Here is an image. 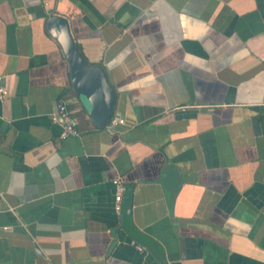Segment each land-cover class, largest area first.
<instances>
[{
    "label": "crops",
    "instance_id": "crops-1",
    "mask_svg": "<svg viewBox=\"0 0 264 264\" xmlns=\"http://www.w3.org/2000/svg\"><path fill=\"white\" fill-rule=\"evenodd\" d=\"M50 14L122 122L91 121ZM0 74V264H264V0H0Z\"/></svg>",
    "mask_w": 264,
    "mask_h": 264
},
{
    "label": "water",
    "instance_id": "water-1",
    "mask_svg": "<svg viewBox=\"0 0 264 264\" xmlns=\"http://www.w3.org/2000/svg\"><path fill=\"white\" fill-rule=\"evenodd\" d=\"M46 27L67 61L72 89L89 104V118L97 127L106 128V120L114 113L116 95L104 69L99 64L89 63L81 55L70 34L66 18L50 14L46 19Z\"/></svg>",
    "mask_w": 264,
    "mask_h": 264
},
{
    "label": "built area",
    "instance_id": "built-area-1",
    "mask_svg": "<svg viewBox=\"0 0 264 264\" xmlns=\"http://www.w3.org/2000/svg\"><path fill=\"white\" fill-rule=\"evenodd\" d=\"M7 95V89L2 83V75L0 74V99ZM50 118L60 124L61 131L60 137L65 138L68 135L76 134L77 130L74 126V120L70 115V111L67 109L64 102L58 101L55 105V109L51 112ZM122 118L119 116H110L105 125L108 127H113L115 124L122 122ZM111 184L113 187V210L116 214L120 212L121 208V197L123 192V181L120 176L116 175L111 178Z\"/></svg>",
    "mask_w": 264,
    "mask_h": 264
}]
</instances>
